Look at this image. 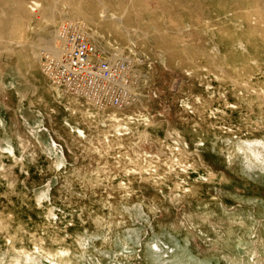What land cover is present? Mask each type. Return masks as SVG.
Wrapping results in <instances>:
<instances>
[{
	"label": "rangeland",
	"instance_id": "1",
	"mask_svg": "<svg viewBox=\"0 0 264 264\" xmlns=\"http://www.w3.org/2000/svg\"><path fill=\"white\" fill-rule=\"evenodd\" d=\"M32 1L23 0L27 10ZM0 2L3 21L13 28L10 37L17 43L32 40L39 25L21 21L24 11L15 8L14 0ZM173 15L188 16H152L181 39L170 46L102 34L103 50L118 48L136 66L134 89L142 88L141 105L133 103V96L121 108L101 107L53 84L43 70L45 44L38 70L26 68L20 47L7 53L0 46V70L12 65L21 70L19 75L0 71V225L8 229L0 233L1 244L8 235L25 241L32 234L45 235L71 246L72 264H162L149 259L148 242L162 243L173 231L195 226L182 240L187 251L175 262L264 264V110L256 102L235 100V83L224 78L228 73L245 88L241 95L258 96L264 103V24L254 14L238 13L233 38L210 42L206 56L198 52L190 61L188 53L203 42L194 30L173 24ZM66 21L67 16L57 29ZM89 22L86 27L99 29ZM129 28L141 26L137 22ZM89 107L100 108L105 118L112 111L120 117L141 113L146 118L139 126L153 129L134 135L127 155L123 144L95 150L99 144L79 134L93 130L85 114ZM183 136L198 143L189 147L185 162L203 155L218 178L209 181L206 172L179 176V190L187 195L183 201L163 194L174 191L170 180L160 190L148 181L127 187L123 160L136 166V159L143 158L145 168L156 167L158 178H165L160 158L173 156L168 146H178ZM101 141L112 144L110 138ZM229 154L234 157L230 164ZM176 238L169 239H181ZM35 257L40 264H53L43 255Z\"/></svg>",
	"mask_w": 264,
	"mask_h": 264
},
{
	"label": "bare ground",
	"instance_id": "2",
	"mask_svg": "<svg viewBox=\"0 0 264 264\" xmlns=\"http://www.w3.org/2000/svg\"><path fill=\"white\" fill-rule=\"evenodd\" d=\"M150 1H152V3H149ZM153 3L155 6H152ZM11 4H13V1ZM14 5L18 10L24 11V13L22 12L23 14H21L23 17H19L21 21L35 23L39 25V27L33 34L34 36L32 40L17 43L12 37H10L12 35L13 28L9 26L10 24L7 23L6 18L3 21L4 16H2V12L0 13V46H2V51H6L7 53L12 52L15 47H20V53L26 68L35 70L39 69L38 56L39 50L43 44L47 45V47H45L42 51L49 49L55 53H60L58 45L60 27L59 29L57 28L60 26L59 24L61 20L66 16L69 21L73 22L72 24L79 26L82 32L100 50L108 53L112 51L110 50L107 52L101 48L103 47L101 45L104 44L103 38L105 37V35L102 34L105 33L106 36L107 34L112 36L116 35L122 40L125 39L133 44L141 41L149 42L151 44L170 46L173 42H181L180 38H173L171 36L172 31L169 29L164 30L161 25L156 24L157 20L152 16L158 13H184L188 16L181 17L173 15L176 18H172L171 21H173V24L178 27H186L187 31L194 30L203 42L201 47L197 46V48L194 49L195 51H190L188 53L190 61H192L193 58H196L195 56L198 52L202 53L201 55L203 57L206 56L208 54L206 47L210 42L219 44L217 39H227L228 37L231 38L235 35L234 30L239 25L235 19L237 17H235L236 14L241 12L254 14L259 19L260 23L264 24V0H34L31 2L30 9L27 7L28 10L25 8L26 4H24L23 0H14ZM68 7L72 9V12L67 11ZM15 11L16 9L12 12ZM151 18L154 19V24L152 23ZM146 19H149L153 25L148 26L147 22H145ZM85 21L95 22L99 27L98 30L100 31L91 28V26L86 27L87 24ZM137 22L140 23L141 28L138 30L129 28V26L131 27ZM62 23L63 21L61 24ZM248 24L246 26H248ZM262 35L264 36V32ZM117 49L118 48H116V51ZM193 64L195 65V68H199L196 60H193ZM3 70H10L9 72H14L17 75L21 74V70L18 66H8L4 69L1 68L0 71L3 73ZM224 78L225 80L234 81V87L236 89L235 91L232 89V93H234L233 98L235 100L240 103L244 102L246 105L256 102L259 104L260 108L262 107L261 110H264V103L262 99L258 96L252 97V95H241L239 91L245 90V88L241 86V83L232 78L228 73L224 74ZM137 87L139 88L132 89L133 96L135 97L133 99V103L141 105L143 103V99L141 97L142 88L140 85ZM135 90L137 92V96L134 95ZM78 96L85 98V96L82 95ZM74 101L77 103L80 100L79 98H74ZM99 109L100 108L97 109L91 107L86 109L85 114L90 118L87 122L93 130L88 134L85 133L84 130L79 131L81 137H84L87 142L93 143L95 141L99 144L94 147L95 150L102 151L108 149L112 145L123 144L126 149L125 155H127L129 150L132 149V144L135 141L133 136L137 134L143 136L149 135V131L153 129L150 126H139V120L146 118L141 113L133 116L125 115L120 117L121 115L116 113V111H112L108 114V117L105 118L100 114L101 110ZM99 122L103 124V126L99 125ZM100 126L103 128L101 129ZM102 138H110L112 140V144L109 142L106 144L103 143L101 141ZM189 147L198 148V143L193 141L190 142L187 136L182 137L178 146H168V149L172 151L173 156L169 155L165 158H162V156L161 158L159 157L162 160V169L160 170L164 171L166 175L165 178L161 179L157 176L158 173L156 167L145 168L148 165V163H146L147 160L146 162H141V160L143 161V158L138 157L135 163L136 166L126 160H123L120 165V169L121 172L126 175L124 180L126 181L127 187L135 186V184L139 182L148 181L160 190L164 189L163 187L165 186V182L170 180L172 181V184H174L175 189L174 191L172 189H165L167 191L164 192L163 190V194L169 196L173 201L187 200V195L184 194L183 191L179 190L180 183L178 184V181L176 180L179 176H182L183 178L187 177V179H189V174L193 173L203 177L206 172V174H208L209 181H213L216 176L218 178L217 173L213 170L214 166L206 162L203 155H196L193 163L187 164L185 162L184 158L187 157V155H190L188 152L190 150ZM228 158V162L230 164L234 157L232 154H229ZM216 228L217 227H214V229ZM187 229L189 232H194L193 230L195 229V226H188ZM3 232L7 233L8 229L0 225V233ZM189 232H185V230L173 231V233H170V236H167L168 241L162 240V243H158L155 240L156 238H153L151 242H148L150 253L149 259H154L156 262H161L162 264H182L181 262H175V260L179 258L182 253L187 251V248L185 247L187 244H183L182 240L189 238ZM175 235L181 239H178L177 241L169 239H177L174 237ZM156 237L158 238V236ZM2 241L3 243H0V264H38L39 259L35 256L39 254L43 255L48 262L53 264L73 263L71 246L60 242L59 239L54 237L48 238L45 235L36 236L32 234L28 240L25 241V239H18L8 235ZM255 253L258 254V252ZM81 259L85 260V258H80V260ZM133 264H136V262Z\"/></svg>",
	"mask_w": 264,
	"mask_h": 264
},
{
	"label": "built area",
	"instance_id": "3",
	"mask_svg": "<svg viewBox=\"0 0 264 264\" xmlns=\"http://www.w3.org/2000/svg\"><path fill=\"white\" fill-rule=\"evenodd\" d=\"M59 29L60 53L43 51L42 65L53 84L85 96L101 107L121 108L134 97V63L123 52H103L80 29L66 21Z\"/></svg>",
	"mask_w": 264,
	"mask_h": 264
}]
</instances>
